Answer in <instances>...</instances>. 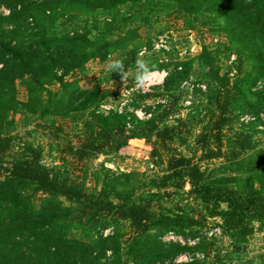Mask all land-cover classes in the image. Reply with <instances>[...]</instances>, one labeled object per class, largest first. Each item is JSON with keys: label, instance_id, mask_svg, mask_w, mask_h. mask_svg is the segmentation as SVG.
I'll return each instance as SVG.
<instances>
[{"label": "trees", "instance_id": "obj_1", "mask_svg": "<svg viewBox=\"0 0 264 264\" xmlns=\"http://www.w3.org/2000/svg\"><path fill=\"white\" fill-rule=\"evenodd\" d=\"M0 7L7 9L0 14V264H101L103 258L102 264H196L174 262L190 248L161 237L198 238L196 228L207 220H217L233 245L264 231V0H0ZM164 10L187 24L199 12L211 14L234 45L231 77L214 69L206 48L197 57L203 114L179 105L180 85L193 70L192 60L181 59L167 69L160 88L132 96L136 107L154 101L145 118L100 111L110 93L96 88L75 86L56 99L40 98V118L76 101L82 113L76 141L59 145V166L43 164L39 146L15 143L12 116L29 105L17 97L18 77L61 84L69 72L92 58L107 60L115 50L128 70L138 54L128 40L131 25ZM97 12L107 17L98 21ZM61 17L74 25L70 32L51 29ZM24 20L32 24L28 31L20 30ZM242 114L252 119L244 122ZM136 141L164 165L161 174L89 171L87 161L97 155L122 159ZM73 165L77 174L65 168ZM192 249L211 257L210 264H226L214 242L197 240ZM253 264H264V256Z\"/></svg>", "mask_w": 264, "mask_h": 264}, {"label": "rangeland", "instance_id": "obj_2", "mask_svg": "<svg viewBox=\"0 0 264 264\" xmlns=\"http://www.w3.org/2000/svg\"><path fill=\"white\" fill-rule=\"evenodd\" d=\"M125 7L120 9V13L125 12ZM7 9L0 7V14H6ZM96 20L102 21L107 17L103 13L97 12L93 16ZM90 20V18H89ZM89 21V28L92 24ZM221 20L215 16L199 12L196 18H190L187 24L183 19L177 18L170 10L154 12L147 16L146 20L133 22L131 29L132 34H128L130 43L137 48L138 54L143 52V58L154 67L156 71V83L148 89L140 90L135 84L136 65L127 70L128 78L122 82L119 79H110L109 72L106 71V64L110 59H116L120 54V50H115L111 57L101 61L92 58L87 61L81 68L75 72H69L63 76V83H59L56 79H37L34 80L31 75H23L15 80L18 93V99L23 102L28 101L29 105L17 107L12 116L13 129L12 134L15 136V143L22 145L23 143H31L41 148L42 163L48 167L54 165L59 166L58 148L64 141H76V137L81 130L82 113L75 110L78 101L68 105L62 109L53 110L51 113L40 118L39 110L42 108L40 98L47 94L51 99H56L59 95L72 92L76 86L80 90L99 89L101 92L110 93L102 99L100 111L113 109L122 112L133 111L138 117L145 118L146 105L154 106V101L149 100L147 103L134 104L132 96L138 91H155L161 87L167 69L172 68V64L181 59L192 60V73L189 78L180 85L182 97L179 105L189 106L197 109L199 114H203L201 110L205 103L204 91L205 84L196 82V74L200 68L198 56L204 48L210 52L214 69L218 70L220 75H232V61L235 58L234 45L230 43L229 38L225 36L219 29ZM32 27L29 20L20 22V30L28 31ZM57 31H71L74 27L65 18H58L51 26ZM95 32L91 33L90 38L93 40ZM113 38V37H112ZM137 54V56H138ZM161 65V67H159ZM156 67V68H155ZM60 72V69L58 70ZM56 76H60V73ZM198 88L200 90H198ZM123 91V92H122ZM76 92L72 93L75 96ZM67 98L63 100L65 104ZM196 114V111H192ZM198 117V116H197ZM260 120L264 123V111L259 113ZM250 114L240 115V120H251ZM195 122V118H191V123ZM43 123H52L54 127L42 128ZM264 143V140H263ZM187 144H192V139H188ZM181 148V147H180ZM182 150L185 148H181ZM220 161H212L207 163L210 167L218 165ZM89 171L98 170L99 173L103 169H109L113 173L136 172L142 176H151L161 174L164 165L155 164L148 156V151L144 144L140 142H132L126 149L125 157L115 161H111L110 156L97 155L87 161ZM67 170L78 173L75 166H66ZM95 179L94 177H91ZM187 188V186L185 187ZM217 220H207V223L197 229L198 238H190V236H177L173 233H166L161 237L164 243H180L187 245L190 249L179 254L174 262L195 261L196 264H210L211 257H204L199 252L192 249L194 242L204 239L205 241L214 242L217 248L221 249L220 255L226 264H253L260 257L264 256V231L256 230L248 240L241 245H233L228 237L223 235L217 226ZM110 228L104 230L103 234H108ZM109 253L107 252V256ZM104 263V258L101 260ZM252 261V262H250Z\"/></svg>", "mask_w": 264, "mask_h": 264}, {"label": "clouds", "instance_id": "obj_3", "mask_svg": "<svg viewBox=\"0 0 264 264\" xmlns=\"http://www.w3.org/2000/svg\"><path fill=\"white\" fill-rule=\"evenodd\" d=\"M144 53L138 54L135 60L136 74H135V84L140 90H145L150 88L156 83V71L150 67L149 63L143 58ZM106 71L109 73H117L120 75L122 82L126 81L128 78V72L125 68L123 60L120 59H110L106 64ZM123 92V91H122Z\"/></svg>", "mask_w": 264, "mask_h": 264}]
</instances>
